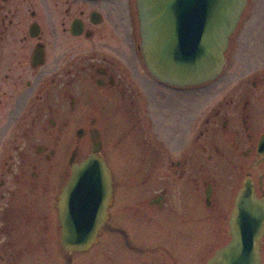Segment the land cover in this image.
<instances>
[{"label": "flooded vegetation", "instance_id": "obj_1", "mask_svg": "<svg viewBox=\"0 0 264 264\" xmlns=\"http://www.w3.org/2000/svg\"><path fill=\"white\" fill-rule=\"evenodd\" d=\"M135 2L0 0V264H207L243 185L264 217V0H247L246 72L228 55L242 16L220 76L195 87L148 72ZM96 154L104 223L67 252L62 190Z\"/></svg>", "mask_w": 264, "mask_h": 264}, {"label": "water", "instance_id": "obj_2", "mask_svg": "<svg viewBox=\"0 0 264 264\" xmlns=\"http://www.w3.org/2000/svg\"><path fill=\"white\" fill-rule=\"evenodd\" d=\"M247 0H136L143 62L158 81L193 87L215 80ZM243 185L236 199L231 241L207 264H261L264 221ZM110 175L99 155L72 169L62 190L61 242L67 252L90 249L103 225Z\"/></svg>", "mask_w": 264, "mask_h": 264}, {"label": "rangeland", "instance_id": "obj_3", "mask_svg": "<svg viewBox=\"0 0 264 264\" xmlns=\"http://www.w3.org/2000/svg\"><path fill=\"white\" fill-rule=\"evenodd\" d=\"M237 35V43L228 55L233 60L232 67H235V69H237L240 73H244L249 68V3L245 13L243 14ZM232 67L227 70V73L230 72ZM213 84L211 83L210 85Z\"/></svg>", "mask_w": 264, "mask_h": 264}]
</instances>
